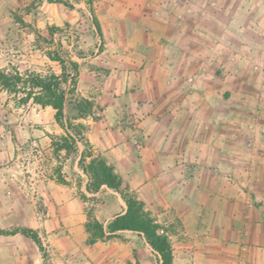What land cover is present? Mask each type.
I'll list each match as a JSON object with an SVG mask.
<instances>
[{
    "label": "crops",
    "instance_id": "obj_1",
    "mask_svg": "<svg viewBox=\"0 0 264 264\" xmlns=\"http://www.w3.org/2000/svg\"><path fill=\"white\" fill-rule=\"evenodd\" d=\"M212 2L95 1L104 39L110 40L111 35L114 44L126 49L122 56H114L119 62L112 58L106 62H116L117 68L106 65L109 72L101 90L122 95L116 96L115 104L107 102L106 112L109 119L124 124L118 106L122 100V106L141 120L132 134L127 133L128 142L103 128L95 142L86 136L94 152L115 166L148 210H154L148 198L164 206L163 220L175 233L174 264H264V135L258 150L245 144L247 120L242 117V101H232L230 75H217L199 51L202 44L213 49L215 38L204 31L215 25L207 19L215 9ZM190 76H195L194 82L188 81ZM93 81L90 76V87ZM27 121L25 118L24 124L16 126L22 132L15 143L5 140L4 146L0 141V204L9 205L15 195L20 196L18 189L26 186L20 178L27 153L17 145L34 136L26 130ZM37 137L43 153L52 157L53 135ZM136 140L139 144L134 146ZM83 146L86 148L80 144L74 163ZM42 183V187L56 190V209L48 215L57 221L86 220V202L81 196L91 193L83 191L84 185L79 193L75 184ZM112 197V205L107 203L105 210H118L114 205L120 198ZM120 207L124 213L126 206ZM97 214L100 219L101 212ZM86 239L80 232L78 244L62 246L59 259L52 264L149 263L145 257L151 250L130 231H120L115 240L84 247Z\"/></svg>",
    "mask_w": 264,
    "mask_h": 264
},
{
    "label": "rangeland",
    "instance_id": "obj_2",
    "mask_svg": "<svg viewBox=\"0 0 264 264\" xmlns=\"http://www.w3.org/2000/svg\"><path fill=\"white\" fill-rule=\"evenodd\" d=\"M66 1L69 5L62 1L50 0H0V68L10 72L18 70L22 73L37 71L59 74L60 64L51 60L48 54L61 49V43L80 64L81 75L78 85L81 86V91L78 92H81V95L83 93L92 95L96 101L95 114L76 122L85 124L86 135H90L94 142L98 137V131L102 128L111 130L115 137L116 135L122 136L128 142L127 133L132 134L133 130L139 127L141 119L135 113L128 112L125 106H122L124 102L121 99H119L121 101L118 106L126 122L117 124L116 121L109 119L111 115L109 116L106 112L107 102L111 101L115 104L116 96L121 98L122 95L105 93L101 90L104 78L109 72L106 65L110 64L115 69L117 68L116 62L106 63L107 60L109 58L115 60L114 56L118 57V54L122 56L126 49L114 44L111 35L108 41L104 39V33L103 40L99 36L91 11L94 10L98 18L96 0ZM212 1L210 6L215 9L212 10V15L207 14V19L213 21L215 25L212 29L204 31L206 35L212 32L211 36L215 38L213 49L202 44L199 51L202 52L203 59L210 60L211 70H214L217 75H230L232 81L229 90L234 95L232 101L234 104L242 101L240 103L244 109L242 117L246 116L244 118L247 120L244 129L245 144L251 149L258 150L260 136L264 135V0ZM56 26H59L61 31L52 33L50 28H56ZM96 58H98L99 65L95 61ZM205 69L207 72V68ZM90 76H93L94 80L91 82L93 84L91 87L87 83ZM188 81L194 82L195 76H190ZM18 98L0 86V141L2 140L4 146L5 140L15 143L21 137L22 132L20 127L18 129L16 126L20 123L24 124L25 118L28 120L29 127L26 130L34 134L28 142H19L17 145L19 151L27 153L25 167H23L25 170L22 178L19 177L26 186L22 185V189H18L17 193H20V196L15 195L9 205L0 204V230L23 227L37 230L48 253L47 264H52L54 260L59 259L58 251L62 246L78 244L80 232L83 236H87L82 244L84 247L98 241L115 240L113 237L89 244V234L85 226L89 217H96L98 212H101L99 220L106 224L112 217L122 212L120 206H126V203L113 189L103 187L97 192L88 191L90 195L81 196L86 202L84 222L67 218L57 221L56 217L48 215L50 211L53 212L56 209V205L53 204L56 190L54 191L52 187H42L43 181L55 180L62 184H75L79 187L78 192L80 193V187L83 185L85 186L83 191L88 190L86 186L88 188L90 180L80 165L81 157L77 163H74L77 152L67 157L65 153L56 154L53 147L52 157L55 158L53 161L52 157H47L43 153L44 147L38 141V134L59 135L63 133L62 128L56 122L55 109H44L33 100L29 104L23 103L25 105L23 107ZM111 113L114 115L115 110L113 109ZM69 114L72 117L75 116L71 110ZM138 144L137 140L133 141L134 146ZM81 148L83 151L86 150L84 146ZM89 160L88 158L87 162ZM60 177L64 178L65 182L61 181ZM133 192L138 197L140 196L135 191ZM114 194L120 198L119 203L114 205L118 210H105V205L111 204ZM148 202L149 205H154V210L149 211L161 222L160 224L168 229L172 240L175 233L163 220L164 206L155 204L150 198ZM6 216L8 219L5 220ZM0 235V264H45L43 252L30 237L20 232L17 236ZM137 235L141 238L142 244L148 245L151 250L148 251V257H145V261L149 263L142 264H159L158 254L142 236ZM2 236L9 237L2 238ZM72 260L69 258L70 262H73ZM130 264L141 263L136 261Z\"/></svg>",
    "mask_w": 264,
    "mask_h": 264
},
{
    "label": "trees",
    "instance_id": "obj_3",
    "mask_svg": "<svg viewBox=\"0 0 264 264\" xmlns=\"http://www.w3.org/2000/svg\"><path fill=\"white\" fill-rule=\"evenodd\" d=\"M50 1H62L69 5L66 0ZM91 11L94 26L103 40L102 26L94 10ZM50 30L54 33L61 31V28L56 26ZM60 48L55 53L48 54L51 60L60 64L59 74L37 71L22 73L18 70L10 72L0 68V86L10 94L18 96L19 103L33 100L42 107L51 106L55 109L56 122L63 129L62 134L53 135L56 154L65 153L69 157L79 151L80 144H84L86 150L82 152L80 165L90 180L88 191L97 192L107 187L115 190L125 201V212L115 215L107 224L95 216L89 217L85 225L89 234V244L116 237L120 231H132L142 236L158 254L159 264H174L173 245L168 229L146 208L145 202L131 190L130 184L116 172L115 166L105 156L93 151L92 144L86 136L85 124L76 122L95 114L96 101L78 92L80 64L61 43ZM70 110L75 113L74 117L69 114ZM88 158L90 160L87 162ZM60 180L65 182L62 177ZM19 232L37 243L47 264L48 253L37 230L29 227L0 230V234L6 235Z\"/></svg>",
    "mask_w": 264,
    "mask_h": 264
}]
</instances>
